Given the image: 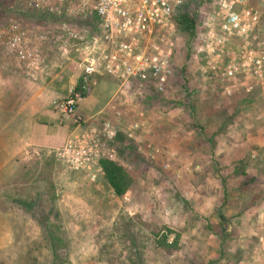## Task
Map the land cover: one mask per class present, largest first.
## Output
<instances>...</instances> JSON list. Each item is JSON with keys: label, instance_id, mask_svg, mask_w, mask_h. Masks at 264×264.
<instances>
[{"label": "rangeland", "instance_id": "374dc122", "mask_svg": "<svg viewBox=\"0 0 264 264\" xmlns=\"http://www.w3.org/2000/svg\"><path fill=\"white\" fill-rule=\"evenodd\" d=\"M255 2L262 14L252 41L264 51V0ZM20 10L21 0H0L3 18ZM24 20L46 28L42 19ZM179 34L166 93L156 95L153 108L138 100L121 104L124 118L143 112L144 120L135 133L140 142L120 131L109 157L128 174L123 197L105 174L92 182L57 166L50 177L55 209L50 201L38 212L39 201L28 196L33 191L22 190L21 199H35L27 227L21 214L14 243L0 248V264H264V109L242 91L199 85L184 48L188 36ZM43 50L48 80L58 75L61 88L73 77L75 85L82 52L74 45L64 53L59 44ZM94 97L80 102L82 112ZM38 214L52 216L45 231L34 221Z\"/></svg>", "mask_w": 264, "mask_h": 264}, {"label": "built area", "instance_id": "2783aa9c", "mask_svg": "<svg viewBox=\"0 0 264 264\" xmlns=\"http://www.w3.org/2000/svg\"><path fill=\"white\" fill-rule=\"evenodd\" d=\"M182 9L196 19L184 48L197 83L204 88L217 84L226 94L242 91L264 109V51L252 41L261 14L252 0H21L20 15H0L1 66L12 64L37 80L46 72L43 46L59 44L68 53L75 45L82 52L77 86L51 104L79 127L54 150L64 171L81 172L96 182L104 175L100 159L116 153L112 144L121 117L104 111L85 118L77 114L97 76L116 82L112 101L120 105L166 93L176 74L172 61L180 39L174 16ZM28 16L42 19L46 28L24 20ZM236 37L243 43L229 52L226 44ZM138 116L127 124L128 138L138 139L143 112Z\"/></svg>", "mask_w": 264, "mask_h": 264}, {"label": "crops", "instance_id": "0c3cea01", "mask_svg": "<svg viewBox=\"0 0 264 264\" xmlns=\"http://www.w3.org/2000/svg\"><path fill=\"white\" fill-rule=\"evenodd\" d=\"M255 1L260 3L261 0H252V4L262 14V8H258ZM57 76L48 80L45 72L33 80L12 64L7 67L0 65V248L10 247L14 243L16 231L20 229L21 214L24 218L22 230L27 227L26 213L15 206L16 198H22V190H32L28 196L36 198V189L47 182L46 176L53 178L54 170L60 166L54 150L79 130L71 118L61 117L51 106L53 100L64 96L75 83L73 77H69L60 88L56 82ZM114 83L116 85L111 77L97 76L89 95L94 92L100 100L95 97L90 100L82 108L85 112L78 106L77 114L85 118L101 111L110 117L115 113L123 121L119 125L118 135L123 132L126 136L127 124L134 118H124L120 101H112L116 90ZM60 135L64 137L61 141L58 140ZM76 175H80V172ZM14 190L18 196L13 195L11 191Z\"/></svg>", "mask_w": 264, "mask_h": 264}, {"label": "trees", "instance_id": "16d2710c", "mask_svg": "<svg viewBox=\"0 0 264 264\" xmlns=\"http://www.w3.org/2000/svg\"><path fill=\"white\" fill-rule=\"evenodd\" d=\"M37 15V14H36ZM174 21L176 24V29L178 33H185L187 36H191L195 32L196 28V19L190 11L187 9H182L177 12V14L174 16ZM243 43L242 39L236 37L231 40V42L226 44V48L229 50V52H236L239 46ZM253 45V44H252ZM180 70L185 71L184 67H179ZM78 82V81H77ZM77 86V83L75 84ZM91 88H89L84 94L83 97H87L90 93ZM156 98L155 97H150L149 95L139 98L138 101L144 105L145 108H153L154 104L151 102ZM253 100V97H248L247 102H251ZM127 137V136H126ZM130 139V138H129ZM131 140H136V139H131ZM137 141V140H136ZM138 142V141H137ZM118 134L113 142V146L115 149L118 147ZM252 151V150H251ZM110 157V156H109ZM105 157L100 159V164L104 170L105 178L107 180L108 186L113 190L115 195L118 198L123 197L127 189L129 188L130 181L128 174L125 172L124 168L122 165L119 163H116V161L112 158ZM73 174L76 175L77 172H72ZM45 178V177H43ZM47 182L43 183L40 188L36 189V201H39L37 204V210L39 212L43 211L47 207V205H50V201L54 200L56 198V193L54 192L55 190L52 187V182L51 179L46 176ZM46 180V179H44ZM52 199V200H51ZM21 199L17 198L16 201L20 203L21 208L24 209L25 213L30 212L32 210L31 204L34 202L33 200L35 199ZM30 201V202H29ZM41 202V203H40ZM52 206L50 208L55 209L53 205L56 203L55 201H52ZM31 208V209H30ZM34 211V210H33ZM36 211H34L35 214ZM37 212V213H38ZM52 216L47 214L45 217L42 214H38L34 216V221L37 224V226L43 231H45L47 222ZM48 244L53 245L54 241L58 243L60 242L61 239H55L54 241L52 239L49 240ZM176 243V242H175ZM175 243H172L169 246H175Z\"/></svg>", "mask_w": 264, "mask_h": 264}]
</instances>
